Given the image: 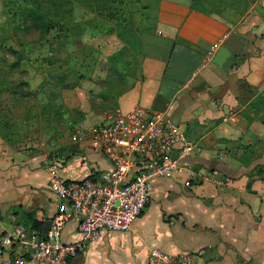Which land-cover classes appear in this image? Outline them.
I'll list each match as a JSON object with an SVG mask.
<instances>
[{
  "label": "crops",
  "instance_id": "0c3cea01",
  "mask_svg": "<svg viewBox=\"0 0 264 264\" xmlns=\"http://www.w3.org/2000/svg\"><path fill=\"white\" fill-rule=\"evenodd\" d=\"M170 1L183 12L162 13L141 34L140 80L115 102L180 123L194 144L185 158L194 175L154 179L128 231L101 232L67 264H146L149 248L201 249L193 264H264V0H254L233 23ZM44 156L0 146V236L14 233L23 212L43 225L69 210L48 189ZM108 167L102 155L79 147L56 170L77 180ZM77 237L71 218L60 240ZM18 252L17 246L1 251L0 263Z\"/></svg>",
  "mask_w": 264,
  "mask_h": 264
},
{
  "label": "rangeland",
  "instance_id": "374dc122",
  "mask_svg": "<svg viewBox=\"0 0 264 264\" xmlns=\"http://www.w3.org/2000/svg\"><path fill=\"white\" fill-rule=\"evenodd\" d=\"M167 1L0 0V146L56 166L68 161L81 146L74 130L100 122L140 80L141 34L162 13L183 12ZM253 1L184 4L233 23ZM31 11L50 27L44 41Z\"/></svg>",
  "mask_w": 264,
  "mask_h": 264
},
{
  "label": "built area",
  "instance_id": "2783aa9c",
  "mask_svg": "<svg viewBox=\"0 0 264 264\" xmlns=\"http://www.w3.org/2000/svg\"><path fill=\"white\" fill-rule=\"evenodd\" d=\"M72 139L81 148L102 155L109 167L94 176L64 180L57 166L48 164V189L69 210L55 213L43 233L21 224L13 234L0 236V252L11 251L13 246L19 249L0 264H67L101 232L128 231L145 208L154 179L181 172L194 175L185 163L194 144L182 125L140 105L129 110L113 106L100 122L85 130L76 128ZM71 218L76 220L78 237L62 242L61 229ZM201 253V249L169 253L149 248L146 264H193Z\"/></svg>",
  "mask_w": 264,
  "mask_h": 264
},
{
  "label": "trees",
  "instance_id": "16d2710c",
  "mask_svg": "<svg viewBox=\"0 0 264 264\" xmlns=\"http://www.w3.org/2000/svg\"><path fill=\"white\" fill-rule=\"evenodd\" d=\"M195 10L196 11H199V12H202V11H200L198 9H195ZM207 14H210L211 15V14H213V12H209ZM28 15H29V17L31 19H34L36 17L39 18L37 24L40 25V26H37V27L39 28V32H41V36H40L41 38H40V40L41 41H44L42 39H45L44 38V35H46L47 33H49L48 31L50 30V27L48 26V28H47L44 20L39 15V12H37V11H31V12H29ZM139 47H140V40H139ZM139 53H140V48H139ZM22 225L27 226V227H30V228H34V229H37V230H40L41 229V226H42V223L40 221H38V220L35 219L34 214L32 212L27 211V212H23L22 213Z\"/></svg>",
  "mask_w": 264,
  "mask_h": 264
},
{
  "label": "water",
  "instance_id": "95a60500",
  "mask_svg": "<svg viewBox=\"0 0 264 264\" xmlns=\"http://www.w3.org/2000/svg\"><path fill=\"white\" fill-rule=\"evenodd\" d=\"M49 223H50V220H46V221L43 223V225H42V227H41V232H42V233L48 228Z\"/></svg>",
  "mask_w": 264,
  "mask_h": 264
}]
</instances>
